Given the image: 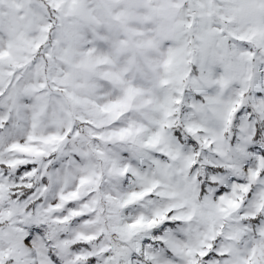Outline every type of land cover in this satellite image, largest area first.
<instances>
[{"label": "snow or ice", "instance_id": "1", "mask_svg": "<svg viewBox=\"0 0 264 264\" xmlns=\"http://www.w3.org/2000/svg\"><path fill=\"white\" fill-rule=\"evenodd\" d=\"M0 264H264V0H0Z\"/></svg>", "mask_w": 264, "mask_h": 264}]
</instances>
